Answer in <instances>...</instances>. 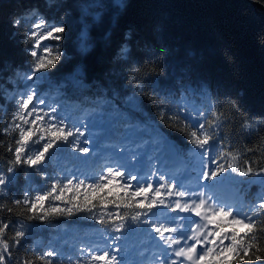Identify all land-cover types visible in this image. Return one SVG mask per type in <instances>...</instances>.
<instances>
[{
  "label": "trees",
  "instance_id": "trees-1",
  "mask_svg": "<svg viewBox=\"0 0 264 264\" xmlns=\"http://www.w3.org/2000/svg\"><path fill=\"white\" fill-rule=\"evenodd\" d=\"M41 19L65 26L61 41L45 42L61 59L38 74L43 76L36 82L42 95L58 94L70 109L100 114L106 141L119 140L131 127L140 138L167 141L184 160L199 149L188 135L195 130L194 120L204 123L213 138L206 146L215 161L213 170L225 168L210 183L231 188L230 202L257 221L255 235L264 249V209L258 206L264 200V174H238L249 166L254 173L264 168V0H0V175L7 180L0 191V223L10 225L4 236L10 245L17 230L25 232L21 244L11 247L10 257L5 254L7 264H88L79 254L67 252L65 244L69 239L78 243L93 230L114 233L135 246L144 241L162 245L148 225L131 219L144 211L135 207L142 199L137 197L130 208L118 201L117 208L99 197L112 201L124 196L119 186L107 185L93 194L88 186L105 182L100 171L91 168L96 160L92 153L73 150L74 135L69 143L58 142L35 168L12 164L7 149L15 147L16 133L5 135L3 129L12 123L20 92L33 84L24 80L32 62L26 36ZM15 20L21 24L14 27ZM39 147L33 144L31 151ZM83 167L92 173L87 179L77 176ZM64 168H70L68 175L76 172L73 179L62 176ZM53 184L58 188L55 195L65 189L62 199L50 198L35 213L12 203L26 195L34 199ZM52 207L71 209L72 214L30 218ZM121 223L126 227L113 231ZM235 230L241 235L247 231L239 226ZM46 244L65 245L64 256L38 259ZM241 264H249L248 259ZM252 264H264V259L253 256Z\"/></svg>",
  "mask_w": 264,
  "mask_h": 264
},
{
  "label": "snow or ice",
  "instance_id": "snow-or-ice-1",
  "mask_svg": "<svg viewBox=\"0 0 264 264\" xmlns=\"http://www.w3.org/2000/svg\"><path fill=\"white\" fill-rule=\"evenodd\" d=\"M20 24V20L13 22L14 27ZM32 29L27 33L26 39L30 43L25 49L27 54L32 57V62L30 71L24 75V80L33 81V84L25 85L29 90L22 94L17 112L12 117V123L3 129V133L5 135L13 132L16 133L15 147L8 146L7 149L12 153V164L17 166L23 164L35 168L46 159L50 150L58 146V142L69 143V138L74 135V132L62 120H58L57 117L51 115V113L56 111L54 108L45 110L37 107V104H45L44 99L38 96L36 90V82L43 79V76L38 74H43L53 69L61 59L60 53L56 51L53 54V48L45 42L55 41L58 43L61 41L63 39L62 34L65 32V26L63 24H49L46 20L41 19L38 23L32 25ZM211 126L209 125V127ZM193 127L195 130L190 131L188 135H190L193 145L204 150L202 151V156L209 163L204 164L202 175L206 180H211L224 172L225 168L223 165H218L214 170L210 168V163H215V161L212 160L205 149L206 146L210 145L213 138L206 131L204 123L200 122L198 126L193 124ZM80 135H83V132H80ZM33 144L40 145L34 152L31 151V145ZM73 150L75 151L76 148L74 147ZM80 151L87 152L88 149L81 148ZM233 159H236V157L233 156ZM228 168L233 172H237L236 167L231 163L228 164ZM7 171L11 174L14 168L10 166ZM238 174L240 176L262 175L264 174V168L254 173L252 167L249 166L246 170L239 171ZM117 177L128 180L138 179V176L135 174L126 175L125 172L109 168L106 173L100 176V181H106V183L97 182L88 187L93 194H97L103 192L107 185L116 182L119 190L124 192L125 195H117L112 201H109L107 196H100L99 199L105 205L107 203H114L117 208L121 206L118 201H123V207L130 208L133 206L132 202L137 197H143L142 200H136L135 207L144 211H137L132 215L131 219L132 221H139L142 224L148 225L156 233L159 241L166 246V248L161 249L163 256L161 264H241L245 258L248 259L249 264H252L253 256L256 261L264 259V256L256 254L264 252V249L258 246V238L255 235V232L258 231L257 221L252 216H244L234 208L209 204L208 200L212 198L205 199L203 193H200L198 202L193 200L189 203L184 199L188 196V193L183 190H177L179 186L175 183L160 184L156 188L153 187L152 183H138L134 186V190L129 191L130 188H133V185L127 182L119 183L116 179ZM161 179L163 180L164 177L161 176ZM6 183L5 176L0 175V191H3V186ZM81 184H83V181H81ZM162 189L166 191L162 192ZM57 190V184H53L50 191L38 193L34 199L30 200L26 195L23 200L16 199L12 203L16 206L25 205L27 206V212L35 213L39 209L45 208L44 202L50 198L55 200L62 199L65 189L60 188V194L55 195ZM149 192H151V196H149ZM108 195H112L111 191ZM171 197H176L174 202L169 199ZM88 203H91V201H88ZM258 206L264 209V200ZM3 208L4 205L0 204V210H3ZM156 208L168 209L170 212L190 213L193 216L199 217L203 223L188 221L185 225L179 227L173 226L177 219L183 220L184 217H170L161 220L160 217L164 216V214L154 213L153 210ZM8 211L11 212L12 209L9 208ZM64 212H67L69 215L72 214L71 209L52 207L48 208L43 215L30 218L43 220L49 214ZM256 215H259V213H256ZM153 216H157V220H153ZM141 217L146 218L141 219ZM119 218L123 220L124 216H120ZM99 222L104 223L103 217H101ZM237 226L247 231L241 235L235 230ZM9 227L8 223H0V264H7L5 254H8V257H10L11 247L19 246L25 237L24 231L17 230L15 236L12 238L14 244L10 245L4 239L5 232ZM125 227L126 225L121 223L116 225L113 231L121 232ZM226 229H231L230 235ZM246 237H248L247 240L245 239ZM225 241H228V243L226 244ZM252 249H255V253L250 254ZM169 250L171 255L169 254ZM55 255L54 251L49 250L43 252L38 259L44 260L45 257L52 258ZM91 261L102 262V264H118L117 257L110 255L108 251H104L102 255H92L88 264H91ZM23 264H32V262L25 260ZM46 264H52V261L48 260Z\"/></svg>",
  "mask_w": 264,
  "mask_h": 264
},
{
  "label": "rangeland",
  "instance_id": "rangeland-1",
  "mask_svg": "<svg viewBox=\"0 0 264 264\" xmlns=\"http://www.w3.org/2000/svg\"><path fill=\"white\" fill-rule=\"evenodd\" d=\"M32 85V84H31ZM29 89L25 88L20 92L19 99L21 100L22 94L27 92ZM36 90L38 96L44 99L45 104H37L38 108H43L45 110L54 108L56 111L51 113L52 116L57 117L58 120H62L71 130L74 132L75 145L80 153H85L80 151L81 148L88 149L87 152L92 153L93 157H96L98 161L93 164V167L101 171V175L106 173L109 168L114 170H119L127 174H135L138 176L137 180H128L117 177L119 183H129L134 186L138 183H156V177L158 175H164L170 177V183H175L179 185V181H183V176L179 173L171 176V172H167L168 163L173 162L174 166L178 165L177 157L173 150L165 148L162 144H157L152 141L139 140L133 135V128L128 130L129 134L121 142L117 144L102 143L101 136V117L95 113H91L88 110H73L68 106L63 105V99L59 95H53L48 97L47 95H42L41 90L36 85ZM194 123L198 125V121L194 120ZM83 132V135H80ZM209 156L210 150L205 149ZM201 149L195 154V159L197 160V170L198 173L196 178L198 179L195 183H191V188L187 186L188 183H184L187 188H184L188 196L185 199L192 202L197 201V197H200V193L203 192V186L206 184V180L202 173L204 171V164L209 163V161L202 156ZM101 158V160H100ZM71 168V167H70ZM70 168H64L62 171V176L67 175L68 180L74 178L75 173H69ZM210 168L213 166L210 163ZM86 169V168H85ZM66 170V171H65ZM72 171V169H71ZM91 172L87 170H80L77 176L81 179H86L91 176ZM72 175V176H71ZM106 183V181H104ZM113 186H118L116 182L112 184ZM154 188L158 186H154ZM193 188V189H192ZM189 189V190H188ZM206 193V192H205ZM151 196V192H149ZM176 199V197H174ZM198 202V201H197ZM164 216L161 220L170 217H184L183 220L177 219L173 226H181L188 223V221H193V218L182 213L174 212H164ZM211 227V226H209ZM183 230V228H181ZM69 243L65 244L67 252H74L82 256L88 262L91 260V256L102 255L104 251H108L110 255H115L117 257L118 264H157L163 259L161 249L166 248V246L157 247L155 242L149 241L135 246L127 241L121 240L114 233H106L98 230L91 231L86 238H79L78 243H74L73 239L68 240ZM67 243V242H66ZM191 243V241H189ZM227 244L228 241H225ZM57 247L55 245H42V251L52 250L56 253L54 257H63L64 252L62 248L65 246ZM83 249V251H81ZM170 254V250H169ZM53 258V257H52ZM145 261V263H142ZM91 264H102V262L91 261Z\"/></svg>",
  "mask_w": 264,
  "mask_h": 264
},
{
  "label": "bare ground",
  "instance_id": "bare-ground-1",
  "mask_svg": "<svg viewBox=\"0 0 264 264\" xmlns=\"http://www.w3.org/2000/svg\"><path fill=\"white\" fill-rule=\"evenodd\" d=\"M189 174H191V173H189ZM228 207L236 209V208H235L234 206H232V205H228Z\"/></svg>",
  "mask_w": 264,
  "mask_h": 264
}]
</instances>
